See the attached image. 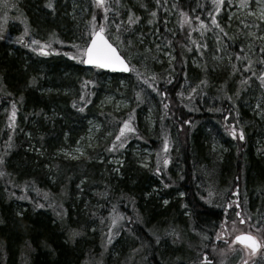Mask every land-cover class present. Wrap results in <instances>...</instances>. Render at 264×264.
<instances>
[{
    "label": "trees",
    "instance_id": "obj_1",
    "mask_svg": "<svg viewBox=\"0 0 264 264\" xmlns=\"http://www.w3.org/2000/svg\"><path fill=\"white\" fill-rule=\"evenodd\" d=\"M18 2L28 16L37 38L59 39L67 45L61 48L54 46L60 54L40 57L35 54L30 56L26 49L0 41V88L7 93L3 94L4 99L0 103L3 107L9 104V99L5 98L8 93L13 101L19 103L15 137L5 155V167L10 177L0 181V221H3L0 223V250L5 251V264L100 262L101 248L105 245L102 238L104 230L100 228L108 226V213L113 205L126 217L133 219L131 223L125 220L123 225L126 227L119 230V237L115 238L107 251L104 264H128V260L129 264H136L137 261L141 264H197L198 253L201 251V237L197 233L211 235L222 218L219 210L207 206L199 199L197 193L202 188L215 184L220 186L222 182L234 186L244 173L247 191L255 195L260 205L264 206V153L258 152L264 138V120L252 112L251 108L254 93L262 100L263 90L256 79L254 88H250L252 94L245 93L249 91L248 85H243L240 90L238 86L242 85L243 76L239 73L229 75L231 66L227 60L228 56H234L243 48L242 55L249 54L254 62L258 61L261 55L258 49L264 46L255 40L249 44V39L240 31L242 26L229 32L230 39L223 44V51L219 53L216 49L220 46L215 45V36L219 30L213 29L210 34L212 39L206 40L208 47L201 49L204 52L201 56L191 41L203 44L199 29H204H201L198 21H193L191 27L196 31L190 32L188 41L192 51L181 48L180 44L187 39L189 30L187 24L181 28L177 9L191 16H200L209 25L208 12H214V5L204 0H167V3L162 0L150 32L145 25L148 24L147 19L152 18L150 12L156 7V0H122V18L128 8H132L141 18L139 25L133 26L134 34H125L136 45L130 55L138 54L144 61L153 57L148 50L154 46L149 44L148 39L156 29H159V44L167 46V40H173V55L176 56L172 61L174 70L171 69V72L163 68V77L170 72L175 85L167 86L165 81L162 82L161 90L169 93L167 100H164L151 90L145 91L143 86H139V81H133L131 75L88 70L82 63L63 55L64 52L75 54L70 47L72 43H84L82 35L87 31L89 12L92 11L91 0H58L55 11L46 7L47 0ZM140 5H146L147 8ZM218 16H221L220 13ZM140 32L144 33L143 45L137 43ZM173 32L176 33L175 37L172 36ZM217 55L227 61L217 59ZM194 57L199 59V68L190 64V59ZM234 62L242 67L243 61ZM149 69L153 71L152 66ZM255 70L257 73L262 70L258 63ZM33 78L35 83H32ZM203 79H207V86L202 85L198 91H204L202 98L207 97L205 105L209 102L210 108L206 111L197 99L194 103L197 112L192 115L176 93H180L182 88L184 91L187 88L185 85L196 86ZM85 81H93L94 84L83 88ZM121 81L126 83L125 87L120 86ZM109 83L110 90L122 88V96L132 102L134 107L135 92L142 88L146 94L143 99L148 107H136L138 110L134 127L138 135L129 134L128 138L132 142L125 149L131 148L132 143H140L160 155L164 153L159 132H148L144 124L149 104L153 107L151 110H154L156 125L161 117L165 118L162 119L166 133L169 131L167 134L170 138L173 136L175 146L170 152V163L167 168L161 167V174L157 175L153 168L146 169L138 165L131 150L125 151L119 175L109 171L107 159L100 163L102 152L99 149L89 151L84 158L76 161L64 156L57 157L60 149L73 146L85 134L86 123L90 118L100 120L107 130L117 131L118 122L126 114L110 113V116L94 102L86 104L77 97L79 89H94L100 93L107 91ZM234 88L236 92L231 95ZM243 88L244 92L236 95L237 90L240 93ZM228 96H232L236 109H241V122L247 139L244 145L222 130L227 121L225 117L232 119L237 113L233 103L226 101ZM73 101L77 102L76 108L72 106ZM164 102L169 104V109L163 107ZM81 106L84 107L83 112L78 110ZM191 116H195L192 117L195 120H191ZM186 120L196 124L193 131L188 127L189 124H184L182 129L178 128ZM2 132L0 153L4 152L3 145L7 139L5 131ZM213 145H218L220 150ZM31 146L34 149L29 150ZM85 177L87 179L81 184ZM8 179L17 184L35 181L37 188L55 196L57 205H64L67 215L61 220L52 208L37 209L31 203L22 204L11 199L12 192L17 196L22 193L8 184ZM166 184L169 186L165 187ZM160 187H164L163 190ZM105 190L109 193L106 198L97 195ZM180 191L186 195L180 197ZM28 195L32 194L29 192ZM33 197L34 201L42 202L36 193ZM255 197L251 201L253 206L256 203ZM165 199L169 201L167 205L163 204ZM131 203L136 207L135 214L130 209ZM182 205H187V208ZM21 210L23 215L18 216L17 212ZM101 218L105 219L104 224L100 223ZM70 228L77 229L82 235L70 239ZM172 228L180 234L175 243V237L165 235V230L170 232ZM193 228L197 231L194 232ZM153 233L160 237L159 244L155 242L156 235Z\"/></svg>",
    "mask_w": 264,
    "mask_h": 264
},
{
    "label": "snow or ice",
    "instance_id": "obj_2",
    "mask_svg": "<svg viewBox=\"0 0 264 264\" xmlns=\"http://www.w3.org/2000/svg\"><path fill=\"white\" fill-rule=\"evenodd\" d=\"M164 3H167V0H163ZM231 0H229V3ZM257 3H264V0H255ZM121 3L122 0H91V8L92 11L89 12V20L87 22V31L82 35V39L84 43L81 45L79 43H72L70 46L73 48L75 54L72 52H64L63 55L68 56L70 59L78 61L79 63L90 65L96 69L101 70H112V71H122L125 73H135L138 79H142V74L136 65L133 63V60L136 57L131 56V52L135 49L136 45L133 44L131 39H127L126 33L131 35L134 34L133 26H138L140 23V16L136 14L132 10V8H128L124 11L123 18L121 17ZM225 3V0H212V4L214 5V12L209 11L208 16L210 17V24L215 27V29L219 30V33L215 36V39L220 45L216 49L217 53L223 51V44L230 39L229 33L221 27L218 22L216 16L221 12V6ZM3 8L6 10L9 7L16 8L17 5L15 3L10 4V0H3ZM162 6V0H156V7H154L150 15L152 18L147 19L148 24H152L153 20L157 17V10ZM46 7L55 11V3L54 0H47ZM142 8H147L146 5H140ZM172 7H176L173 5ZM239 7L241 9H248L247 15L250 17H255L261 22H264V10L260 11L259 16L257 13L251 9V4L249 0H240ZM98 10V11H97ZM180 15L179 24L181 28L184 27L185 24L188 25L189 35L185 41L180 44V47L186 49L188 52L192 51V47L189 46L190 40V32L196 31L191 27L193 21H198L201 29L212 30L209 28V25L200 18V16H191L189 13L184 12L182 9H177ZM111 14V15H110ZM9 17L7 15V11L4 12L3 15H0V33L4 31V24L7 23ZM240 24L242 28L240 31L242 34L249 39V44L253 40H258L261 43H264V30L260 29V25L255 23V21L246 22L245 20H240ZM255 29V31L253 30ZM156 33L159 32V29L155 30ZM30 32L27 26L24 28V33L17 39V43H23L25 47L30 48L34 53H37L41 56H49L53 54H60L59 49L52 46L51 39L49 41H41L35 38H31L28 41H25V36H30ZM203 36V32L200 33ZM144 33L140 32L137 37V43L143 45ZM172 36L175 37L176 33L173 32ZM123 37V38H122ZM5 39L3 34H0V40ZM60 44H63V41H57ZM192 44L195 45V48L200 51V55L203 56L204 52L201 49H206L208 47L207 43H198L196 41H191ZM167 49L162 47L160 44H155L154 47L157 51L161 52L164 56L168 58L169 68L174 70V66L172 61L176 59V56L173 55L174 46L173 40H167ZM148 51H151L149 49ZM260 58L258 61H253V59L249 58V54L242 55L244 52L242 48L240 52H237L234 56H228L227 60L231 66V72L229 75L239 73L243 76L241 80L242 85H247L249 81L253 77L259 82V87L264 89V47H260L258 49ZM180 53H177L179 55ZM217 59L223 60V56L217 55ZM234 61H243L242 67H238ZM183 62V60L181 61ZM259 64L261 69L259 73L255 70V65ZM247 73V75H244ZM171 73H168V78L160 77L157 78L155 73L152 74L151 78H143L142 83L146 85L148 89L157 93L159 96L167 100L168 91L161 90L159 80L163 79L165 83L171 84L172 79ZM32 83H35V78H33ZM207 79L200 80V82L190 89L188 93V98L191 99L193 94L199 95L198 89L201 86H207ZM94 84L93 81H85L83 82V88H87L88 85ZM142 91L135 92V98L138 102H143L142 100ZM9 95H11L9 93ZM176 95L183 97L184 93H176ZM236 95H239V90H237ZM229 100H232V96L227 97ZM80 101H85V95L82 93L79 95ZM90 103L91 101H87ZM163 102V101H162ZM72 106L74 108L77 107V102L73 101ZM163 107L167 110L169 109V104L164 102ZM256 109L258 110L257 114L264 113V107L261 104L256 105ZM80 112L84 111V107L81 106L78 109ZM216 111H220V109H216ZM131 112L134 113L135 109H131ZM17 115V102L13 101L11 104V115L9 116V129L10 131L15 130V119ZM231 115V113H229ZM227 120L228 117L226 116ZM133 116L131 114L128 115L127 118H124L118 122V131L113 134L109 132L108 135L112 137L111 141L108 144V147L105 149L109 153H115L120 150L125 149L126 144L128 143V134L138 135L137 128L133 126ZM191 121H183L178 125V128H183L184 124H191ZM99 127V125H97ZM229 132V135L233 138H238L240 140H244V130L243 127H238V121L233 123L230 128H226ZM7 141H5L3 148L4 152L0 153V178L10 177V174L6 171V160L5 155L9 148H11L12 144V135L7 134ZM30 135V134H29ZM67 136V133H65ZM80 142L77 141V145ZM91 147V145H89ZM170 148L169 138L168 136L164 137L163 140V152L167 153ZM36 151H40L39 149H35ZM66 157L72 159H78L80 156H83L85 153L82 150V147L78 146L74 149L76 155H73L72 152L67 151L66 149H60ZM43 155V153H40ZM117 164L123 165V161L117 159ZM143 163V162H142ZM170 163V158L165 156L163 158V166L167 168ZM145 167L148 165L145 163ZM115 173L120 174V167H116L113 169ZM160 167V159L158 154V159L156 162L155 172L157 175L161 174ZM87 178L81 180V184L85 182ZM8 184H11L14 188H18L21 191V195L17 197L20 200H29L33 202L34 208L43 209V208H52L55 212L56 216L63 220L64 216L67 215V210L63 208L62 204H56L55 196L51 195L48 191L43 189H39L35 185V181H25L23 184L14 183L11 179L7 180ZM169 185H165L168 187ZM79 187V185H77ZM29 192H36L37 196L42 197L41 200L33 201V198L28 195ZM12 196H16L15 192L11 193ZM102 197H107L109 195L108 191L105 190L102 193H97ZM180 197H184L186 194L183 191L178 193ZM213 196V191L211 189L207 190L206 193L200 194V199L205 201V203L211 204L212 200L210 197ZM169 201L167 199L163 200V204L167 205ZM187 208V205H182ZM222 218L217 225H215L214 230L211 235H208L204 232H198L197 235L201 237V251L198 253L197 264H226L229 255L234 257V264H264V215L260 217H253L251 215H246L241 210V202L237 197L235 200H228L223 206ZM228 209H232L234 212V216L229 218L227 215ZM189 214L190 213H186ZM18 216L23 215V211L17 212ZM95 215V213H93ZM108 217L110 218L111 226H107V244L112 243V239L114 235L119 234V230L126 227V225H119L118 230L114 233L113 228L117 227L119 221L127 220L129 223L132 221V217H126L123 213L119 212L115 205L112 206L111 212L108 213ZM139 219V217H137ZM3 221H0L2 223ZM101 224L105 223V219L101 218ZM243 228V230H238L237 226ZM95 229H93L94 231ZM130 230V229H129ZM196 232V228L192 229ZM82 235L80 231L74 228L69 229V238L74 239ZM153 235H156L153 233ZM165 235H172L175 237L173 243L179 239L180 234L176 231L175 228H172L171 231L165 230ZM155 242L157 244L160 243V237L156 235ZM218 243L223 245L218 249ZM134 251H138L135 249Z\"/></svg>",
    "mask_w": 264,
    "mask_h": 264
},
{
    "label": "rangeland",
    "instance_id": "obj_3",
    "mask_svg": "<svg viewBox=\"0 0 264 264\" xmlns=\"http://www.w3.org/2000/svg\"><path fill=\"white\" fill-rule=\"evenodd\" d=\"M18 1L19 0H10V4L11 3H15L17 5V7L16 8L9 7L8 9L5 10L3 8V6H2L3 5V0H0V15H3L4 12L7 11V15L9 17L7 23L4 24L3 33H0V34H3L5 36V39L0 40V41H6V42L12 43L14 46H20V47L26 49L28 54H30V56L39 55L37 53H34L30 48L25 47V45L23 43H17V39L21 35H23V33H24L25 26L28 27L29 32L31 34L30 36H25V41H28L31 38H35V39H38V40H41V41H45V42L49 41L48 39L37 38L35 33L33 35L32 28L29 26V24L27 22V19L23 16L22 12L20 11V9L18 7L19 6V2ZM57 1L58 0H54V3H56ZM75 1L76 0H71V2H75ZM204 1L212 4V0H204ZM239 3H240V0H231L230 3H229V0H225V3L221 6V12H220L221 16L216 17L218 22H220L221 27H223L224 30L229 33L233 29L242 26L240 24V20H245L246 22L255 21V23L260 25V29L264 30V22L259 21L255 17L248 16L247 12L249 10L248 9H241L239 7ZM249 3L251 4V9L250 10L255 11L257 13V16H259L261 10H264V3H257V2H255V0H249ZM0 23H3V22H0ZM175 24L177 25L176 21H175ZM145 26L148 27L149 28L148 31L151 32V30L153 28V24H147ZM209 28H211L212 30L204 29V30L201 31L199 29V33L203 32V38H202V42L203 43H206L207 39H212L210 34L213 32V29H215V27L212 26L211 24H209ZM253 30L255 31V29H253ZM52 37H54V36H52ZM49 38H51V37H49ZM57 41H60V40L59 39H53L52 40V38H51V42H52V46L53 47L57 45V47L61 48L62 46H66L67 45L65 43L60 44ZM255 41H257L258 43H260L261 45L264 46V43H261L258 40H255ZM148 42H149V44H151L153 46L158 43V36H157V33L155 31H153V33L150 34V38L148 39ZM160 45L162 47L166 48V49L168 47V46H165L163 44H160ZM215 45H218V43L216 42ZM150 54H152L153 57L149 58L146 61H144L143 58H139L137 56L138 54L131 55L133 57H136V59L133 60V63L136 65V67L141 72L142 79L143 78L150 79L153 73H155L157 75L158 79L160 77H163V68H165V67L169 71L172 72V70H171L172 68H169L168 58L166 56H164L161 52L157 51L155 49V47L152 48ZM39 56L40 57H45V56H41V55H39ZM46 57H49V56H46ZM224 60H226V59H223V61ZM148 61H149V65L147 64ZM190 64L192 66L194 65L195 67L201 66V64L199 62V59H197V57H194V58L190 59ZM151 66L153 67V71L151 69H149ZM165 77L168 78V75H166ZM171 77H173V76H171ZM131 78L133 79V81H139V83H138L139 86H143V89L145 91L150 90V89L147 88L146 85H143L142 79H138L136 77L135 73H131ZM254 79H256V78L253 77V80H251L247 84L249 91H245L246 94H248V93L252 94L250 88H254V83L256 82ZM108 80H110V79H108ZM162 82H164V80L160 79L159 80L160 86H161ZM256 83L258 84L259 82L257 81ZM165 85H167V86L168 85H175V80L172 79V83L171 84L165 83ZM120 86H124L125 87L126 83L124 81H121L120 82ZM185 86H187V88H185L184 91H183V88H182V91H181V92L184 93V96L183 97L178 96V97H179L180 101L183 104L187 105V107H188V109L190 111V114H192V115L195 114L196 107L194 106V103L196 102L197 99H198V101H200V103H201L200 105L203 106V108L206 111H208L209 108H210L209 107L210 105L208 106L209 102H208L207 106L205 105V103L207 101V97L204 96L202 98V94H203L204 91L203 92L198 91L199 92V97H198V95L193 94L192 98L189 99L188 98V93L190 92V89L192 87H195V86H191L190 87L189 84L185 85ZM242 86L243 85L238 86V87H240V90L242 89ZM258 86H259V84H258ZM238 87H236V89ZM110 88L111 87H110V83H109L107 91H104V92L102 91L100 93H98L94 89H91L89 91H86L85 89H81V90L79 89V94L77 95V97L79 98V95H81L83 93L85 95V101H81V102L86 103V104H90V103L94 102V104L100 110L106 111L108 113V115H110V116H111L110 113H113V114H126L125 118H127L128 115L131 114L133 116V122L132 123H133V126H134L135 118H137V110H138V108H146V107H148L147 104L144 102V99H143V97L146 94L144 93V91H142V100H143L142 103L138 102L137 100H135L136 102H135L134 105L136 107H138V108H136V107H134L132 105L133 104L132 102L130 103L128 101V99H126L125 97L122 96L121 91H120L122 88H119L118 89L119 91L117 89H113V90L111 89L110 90ZM236 89L234 88L231 91L230 94L232 95L233 93H235ZM255 89H257V88H255ZM255 89H253V90H255ZM262 90H263V94L261 93L263 95L262 96V100L253 92L255 98H253L254 103H253L251 108L253 109L252 112H255L256 114L258 112V110L256 109V105L257 104H261L262 107H264V89H262ZM243 92H244V88L239 94H241ZM3 94H7V93H6V91H3L0 88V100L4 99V97H2ZM173 94L175 96V93H173ZM10 96L11 95H7L5 97L6 99L7 98L9 99V104L7 106L3 107V105H1L2 103H0V134L2 135V133H3L2 130H3V131H5V133H7L9 135H12V142H13L14 137H15V132H16L18 119H19V117H18L19 116L18 115V113H19V103H18V101H16L17 102V115H16V119H15V122H14L15 130L14 131H10L8 125L10 123L9 116L11 115V104L13 102V100L10 98ZM241 97H242V95H241ZM257 98H259V100H257ZM89 100L91 101L90 103L87 102ZM232 100H229L226 97V101H229L230 103L231 102L233 103ZM233 105H234V103H233ZM233 107H234L233 109H235L237 111V113L234 115V117L232 119H230L229 116H228V119H227V121L225 122V125L222 128V130L226 134H229V132L226 130V128H230L231 125L233 123L237 122V121H238V127L242 126L243 130H244V126H243V124L241 122V112H240L241 109H240V111H238L236 109L235 105ZM133 108L135 109L134 113L131 112V109H133ZM152 108L153 107L151 106V104H149V108L147 110L148 113L145 115V119H144V122H145L144 124L146 126L147 131L150 132L152 130H157L159 132V134L161 136V141H162L161 142L162 149H163V140H164L165 136H168L169 143H170V148H169L168 152L167 153H162L161 155L159 154L160 167H162L163 166V158L165 156H167V157H169L171 159L170 152H171L172 148L175 146V143H174L173 136L170 138V136L167 134V133H170V132L167 131V133H166V130H165V127H164V124H163L164 120L162 119L164 117H161L160 122H158L159 124L156 125L155 118H154V110H151ZM257 116L259 118H261L262 120H264V113L257 114ZM192 117L195 118V116H191L190 117L191 120H195V119H192ZM111 119H114V117L111 118ZM97 125H99V127H97ZM113 126H115V124H113ZM104 127L105 126L102 124V122L100 120H97L95 118H90L87 121V123H86L85 134L79 140H77V141L80 142V144L77 145V141H76V143L73 146H71L69 148H64L67 151L72 152L73 155H76L74 149L76 147L80 146V147H82V150L84 151L85 154L83 156H80L78 159H72V158L66 157L62 152L58 151L57 152V157L64 156L68 160L76 161V160H79L81 158H84L89 153V151L99 149L102 152V154L99 156L100 163L104 162L105 159H107V165L109 167V171L112 174H115L113 169L116 168V167H121V165L117 164L116 160L119 159V160L123 161V157L125 155V151L131 150V152H132L134 158L136 159V162H137L138 165H140V166H142V167H144L146 169H152L153 168L155 170L156 162H157V159H158V152H156L155 150L150 149V148H148L146 146L144 147L143 144H140V143H135L134 144V143H132L133 144L132 147L131 148H126L124 151L120 150V151L115 152V153L107 152L105 149L108 147V144H109V142L112 139V137L109 136L108 133L112 132L113 134H115L116 131H115V129L114 130H107V128H104ZM188 127L190 128V130L193 131L196 128V124L194 122H192ZM117 131H118V129H117ZM192 131H191V133H192ZM173 133H175V132L173 131ZM126 135L129 136L128 133H126ZM244 135H245V132H244ZM6 137H7V135H6ZM233 139H235L237 142H239V143H241L243 145H244V142L246 143L245 140H247L246 138H244V140H240L238 138H233ZM262 139H263V141L261 142L262 146L259 147V151H258L259 153H264V138H262ZM6 141H7V139H6ZM12 142H11V144H12ZM131 142H132V139L128 138V143L126 145H128ZM89 145H91V147H89ZM213 146L216 149L220 150V147L218 145H213ZM32 149H34V147L31 146V148L29 150H32ZM145 163L148 165L147 167L144 166ZM241 176H243V175H241ZM6 178L7 177L0 178V180L1 181H5ZM227 184L228 183L222 182L221 184H219L221 187L217 186L215 184L214 186L211 185V186L202 188L197 193L198 197L200 199V194H204V193H206L207 190L211 189L213 191V196L210 197V199L212 200V203L208 204V203H205V201H203V200H202V202L205 203L209 207H213V208H216V209H220L221 208L222 210H224L223 206L228 201L227 200L228 196H226V193L228 192V194H230L231 192H233L234 189H235V186L237 185V183L234 184V186H231L230 184H229L230 185L229 186ZM160 188H161V190H163L164 187H160ZM33 193H36V192H33ZM14 197L11 196V199L13 198L14 200H16V201H18L19 203H22V204L23 203H28V200L17 199V197H18L17 195L14 196ZM37 198H41L42 199V197H40V196H38ZM63 208H64V205H63ZM245 208L246 209H245L244 214L251 215V216L255 217L254 215L249 214L246 203H245ZM130 209L134 211L133 214L136 213V207H135L134 203H131ZM117 210H118V208H117ZM228 216L232 217L234 215H232V216L228 215ZM124 223H125V220L119 221V224L117 225V227L113 228V232L115 233L118 230L119 225H123ZM108 226H111L110 220H109ZM100 229L104 230V233L102 234V238L105 241V245L102 246V248H101L102 258L100 259V262H99V260H98V262H93L91 260H88V261H86L85 264H104L103 263L104 257H105V255H107V251L109 250V248L111 247V245H112V243L114 241L113 240L111 244H107V227H102ZM119 234H120V232H119ZM119 234L118 235H114L113 238H118ZM220 247H223V245L219 246L218 249ZM5 261H6V254H5V251L3 249H1L0 250V263L5 264ZM127 262L129 264V260ZM136 264H141V263H139L137 261ZM226 264H234V257L229 255V258L227 259Z\"/></svg>",
    "mask_w": 264,
    "mask_h": 264
},
{
    "label": "flooded vegetation",
    "instance_id": "obj_4",
    "mask_svg": "<svg viewBox=\"0 0 264 264\" xmlns=\"http://www.w3.org/2000/svg\"><path fill=\"white\" fill-rule=\"evenodd\" d=\"M20 11L22 12L23 16L27 19L28 24H30V20L28 18V16L21 10L20 6H18ZM241 178L237 179V185L235 186V189L233 192H231L230 194H228V192L226 193L227 200H235L237 197L239 198L240 202H241V210L244 213L245 212V203L247 204V209L249 214L254 215L255 217H260L262 215H264V206L260 205V202L258 200V198L255 197V195H251L248 191H247V184H246V177L245 174L242 173ZM255 197V206L252 205L251 201L254 199ZM254 201V200H253ZM263 207V208H262ZM221 212V216L223 213V210L220 208L219 210ZM227 215H234V212L232 209H228L227 211ZM233 217V216H232ZM239 229L238 230H243V228H241L239 225L237 226ZM264 238V237H262ZM218 247H219V243H218Z\"/></svg>",
    "mask_w": 264,
    "mask_h": 264
},
{
    "label": "water",
    "instance_id": "obj_5",
    "mask_svg": "<svg viewBox=\"0 0 264 264\" xmlns=\"http://www.w3.org/2000/svg\"><path fill=\"white\" fill-rule=\"evenodd\" d=\"M83 66H84V68H87V69L94 68V67H92V66H90V65H85V64H83ZM100 70H101V69H100ZM103 71H105V72H109V73H115V74H125V75L130 74V73L122 72V71H112V70H103Z\"/></svg>",
    "mask_w": 264,
    "mask_h": 264
}]
</instances>
